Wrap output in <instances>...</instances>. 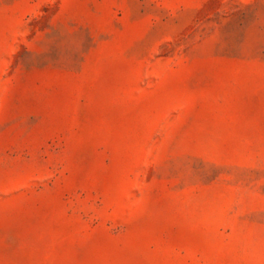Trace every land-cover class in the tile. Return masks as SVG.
<instances>
[{
  "label": "rangeland",
  "instance_id": "rangeland-1",
  "mask_svg": "<svg viewBox=\"0 0 264 264\" xmlns=\"http://www.w3.org/2000/svg\"><path fill=\"white\" fill-rule=\"evenodd\" d=\"M0 264H264V0H0Z\"/></svg>",
  "mask_w": 264,
  "mask_h": 264
}]
</instances>
